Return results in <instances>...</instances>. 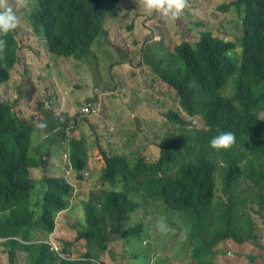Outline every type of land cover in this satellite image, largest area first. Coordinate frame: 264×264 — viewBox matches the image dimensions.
<instances>
[{
    "label": "trees",
    "instance_id": "1",
    "mask_svg": "<svg viewBox=\"0 0 264 264\" xmlns=\"http://www.w3.org/2000/svg\"><path fill=\"white\" fill-rule=\"evenodd\" d=\"M15 1L19 24L28 22L33 33L44 36L43 44L49 56H57L61 70L71 74L84 60L97 86L72 112L56 108L51 94L45 98L36 89L34 106L20 105L30 118L0 100V261L69 264L48 240L58 235L59 213L74 203L84 213V227L68 223L73 240L55 241L61 253L82 241L86 259L79 264H89L90 240L98 257L109 254L116 261L109 244L124 242L125 252L115 264H136L135 257L143 260L140 264H164V248L174 257L185 253L193 264H216L229 253L243 256L248 264L262 263L264 240L252 212L258 207L264 219V0H229L219 6L235 16L234 31L218 35L219 28H206L197 39L185 37L169 48L153 30L138 53L116 48L109 39L112 29L133 26L123 18L112 21L123 5L131 8L128 1ZM4 3L10 6L0 0ZM236 32L243 33L237 40ZM12 36L13 31L0 37L8 42L9 53L0 62V83L12 75L17 47ZM94 43L98 50L89 60ZM108 46V71L140 59L122 87L102 84ZM122 88L130 113L141 116L142 133L157 125L161 136L140 153L143 144L130 134L122 146L133 152L134 160L103 150L104 166L88 176L95 160L88 157L86 143L90 150L100 143L92 135L102 122L93 115L94 106L103 101L99 94L117 98ZM23 99H28L25 91L13 98L20 104ZM194 118L204 126L182 131ZM173 125L180 132H171ZM220 131L236 134L229 150L217 151L209 144ZM38 136L44 139L41 144L35 141ZM159 220L169 225L168 232L158 230ZM151 228L158 233L149 238Z\"/></svg>",
    "mask_w": 264,
    "mask_h": 264
},
{
    "label": "rangeland",
    "instance_id": "2",
    "mask_svg": "<svg viewBox=\"0 0 264 264\" xmlns=\"http://www.w3.org/2000/svg\"><path fill=\"white\" fill-rule=\"evenodd\" d=\"M8 1L10 2V6L12 8L17 6L15 0ZM127 1L131 8H126V6L123 5L120 8L119 18L112 21H120L123 18L125 22L133 23V26L131 28L112 29L111 34L109 35V39L114 46L122 50L129 49L138 53L143 40L147 36L152 35L153 30H155L154 36L159 40L165 39L166 46L169 48L185 41L182 40L185 37L192 40L197 39L199 37V31H205L206 28H219L220 31L215 32L218 35L234 31L231 24L235 16L232 13L222 12L219 9V6L224 1L229 0L187 1L185 9L182 11L180 17L176 19H171V16H165L160 12L145 9L143 7V0H123L122 3L126 4ZM230 11H234V9L232 8ZM186 28L187 32L184 33ZM236 33L238 34L236 37L237 40L239 38L238 36L243 33ZM179 35L181 36L177 40ZM12 39L17 46L16 50L19 49V60L12 70L11 78L4 83L2 87H0V98L3 96L5 100L14 105L15 110L21 116L26 118L31 117V114L28 111H21L20 105L23 108H26L29 105L34 106L32 102L34 99L33 89H36L37 92H42L43 96L46 95L45 98L51 94L50 97L54 99L56 108H62V111L67 110L70 112L76 108L78 102H83L88 94L94 93V88L97 85L91 73L86 69L84 60H82L80 64V66H83L80 70L77 69L71 74L69 73L66 75L55 61V57L57 56H49L48 51L43 44V41H45L43 36L33 33L28 22H20L18 27L13 31ZM104 40L105 39L103 37L100 41L103 42ZM107 48V61H103L101 64V71L104 75L102 84H106L108 82L117 84L118 87H122V80L130 73L133 67L138 65L140 59L136 56L133 64L125 63L116 67L112 71H108L109 65L112 61V46L110 48L108 46ZM92 49L93 53L90 57H88L89 60L92 59L94 52L98 50L95 43ZM237 53H241L239 48L237 49ZM145 66L148 71H150V67L147 65ZM145 76L149 80L151 73H145ZM127 82L128 81H125V83ZM20 91H25L28 96L27 101L26 99H23L21 104L20 102L13 100L14 96H18L20 94ZM117 91L121 92V95L117 98H111L106 94H99V97L103 98V101L100 102L98 106H94L96 113L93 115L100 118L102 122H98L97 125L94 126L96 134L92 135L93 139L95 136L98 137L100 143L93 146L91 150L89 142L86 143L88 157L91 160H95L91 162L90 169L88 170V176L90 175V172L98 171L104 166V160L101 154L103 150H109L110 153L128 154L130 160H134L132 156L133 152H126L122 146V143H127V138L130 134L135 133L137 138L140 140V145L143 144L139 149L140 153L144 150L145 144L149 141V139L154 136H161V134H159L160 130L157 128H154L151 134H142L144 124L141 121V116H138L135 113H130L128 97L124 95L123 88ZM262 116L264 117V112L262 113ZM203 126L204 122L202 119L194 118L191 123L187 124L183 128L182 131L194 130V128L198 129ZM162 131L164 132V130ZM170 131L180 132L174 125L171 127ZM119 134L120 136H118ZM91 140L92 139L89 141ZM109 142H112V144L109 145ZM137 145L138 143H135L133 148H136ZM156 148L157 147H155L154 150H156ZM216 158L220 159V156L217 155ZM74 198H76V195ZM258 209V207H254L252 216L255 219L264 240V219L257 214ZM142 210L143 209L141 208V211ZM83 222L84 213L82 209L73 203L69 210L63 211L58 216L57 228L59 231L57 233L58 235L54 236L55 239L60 242H71L75 235L69 231L68 223H75L78 224L79 227L83 228ZM157 233L158 231L156 229L151 228L149 230V238H152ZM132 242L134 244H138L139 240L133 239ZM111 247L115 248L117 261L113 260L109 254H105L101 257V259L106 264H115L120 261L125 252L124 242H120L118 244L111 242L109 244V248ZM72 248L81 252L83 248L82 241L74 243ZM163 256L164 264H193L191 262V258L187 255L185 256V253H183L181 257H174L170 250L164 248ZM23 257L24 254L21 255V258ZM153 257H155V255H153ZM153 257L152 263L154 261ZM133 261L136 264L143 262L142 259L137 257L133 258ZM225 261H227V263H225ZM1 263L3 264V262ZM146 264L149 263L146 262ZM216 264L248 263L243 256L240 258L233 253H229L225 257H220L216 261ZM259 264H264V260Z\"/></svg>",
    "mask_w": 264,
    "mask_h": 264
},
{
    "label": "clouds",
    "instance_id": "3",
    "mask_svg": "<svg viewBox=\"0 0 264 264\" xmlns=\"http://www.w3.org/2000/svg\"><path fill=\"white\" fill-rule=\"evenodd\" d=\"M186 3H187V0H143V7L149 11L160 12L165 16H171L172 18L176 19V18L180 17L182 11L186 7ZM18 25H19V18L17 16L16 12L13 10V8L10 7L6 3L0 4V37L7 35L11 31H14L18 27ZM43 38H44V36H43ZM44 40H45V38H44ZM7 49H8V42L5 43V41L3 39H0V62H3L8 57L9 53H8ZM18 52H19V49L15 50V61L12 65V67L10 68V72H12V70L14 69L15 65L17 64V62L19 60V53ZM3 85H4V83H0V87H2ZM0 100L5 101V102H9V101L5 100L3 98V96L0 98ZM148 107H153V106L149 104ZM14 109H15V107H14ZM39 127L43 128V127H45V124L41 123L39 125ZM156 127H157V125H152V126H150V130L148 133H142V134H151L152 130ZM35 141L37 143L41 144L42 142H44V139L38 136ZM157 141L158 140H157L156 136H154L151 139H149V141L147 143H148V145H153ZM235 143H236V134L232 131H220L219 134L213 136L209 141L210 146L217 151L229 150ZM70 208H71V206H70ZM69 209H67V210H69ZM62 212H60L59 215ZM58 216H57V218H58ZM57 218H56V229H55L54 233H58V231H59L57 228ZM26 219L29 220V219H31V217H29V215H26ZM157 228L162 233H166L170 230L169 225L164 220H159L157 222ZM54 233H52V234H54ZM48 241L52 246L51 248L56 250L58 253H60V255L64 259L65 263L79 264L81 260L86 259L83 255L84 252L86 251V248L85 249L82 248V251L80 252V251L74 250L72 248V245H70L68 250L65 253H61L60 252V246H59L58 242L55 241V239H49ZM85 243H86V241H85ZM89 264H104L101 257H98L92 251L91 240H90Z\"/></svg>",
    "mask_w": 264,
    "mask_h": 264
}]
</instances>
